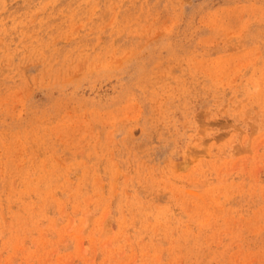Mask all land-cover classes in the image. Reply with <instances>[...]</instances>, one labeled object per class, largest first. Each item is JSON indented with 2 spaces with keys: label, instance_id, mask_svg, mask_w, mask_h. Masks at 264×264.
<instances>
[{
  "label": "rangeland",
  "instance_id": "obj_1",
  "mask_svg": "<svg viewBox=\"0 0 264 264\" xmlns=\"http://www.w3.org/2000/svg\"><path fill=\"white\" fill-rule=\"evenodd\" d=\"M171 261L264 264V0H0V264Z\"/></svg>",
  "mask_w": 264,
  "mask_h": 264
},
{
  "label": "bare ground",
  "instance_id": "obj_2",
  "mask_svg": "<svg viewBox=\"0 0 264 264\" xmlns=\"http://www.w3.org/2000/svg\"><path fill=\"white\" fill-rule=\"evenodd\" d=\"M189 196H190V195H189ZM197 196H198V195H197ZM199 197H200V196H199ZM201 197H202V196H201ZM203 199H204V198H203ZM204 204H205V203H204ZM200 211H201V210H200ZM200 211H199V212H200ZM203 211H204V210H203ZM174 254H175V253H174ZM172 257H173V256H172ZM172 260H173V259H172ZM171 264H172V261H171Z\"/></svg>",
  "mask_w": 264,
  "mask_h": 264
}]
</instances>
